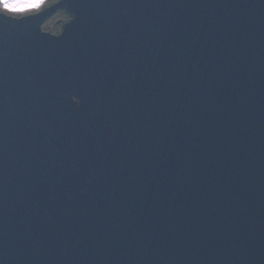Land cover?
<instances>
[{"label":"water","instance_id":"obj_1","mask_svg":"<svg viewBox=\"0 0 264 264\" xmlns=\"http://www.w3.org/2000/svg\"><path fill=\"white\" fill-rule=\"evenodd\" d=\"M0 264H264V0L0 14Z\"/></svg>","mask_w":264,"mask_h":264},{"label":"snow or ice","instance_id":"obj_2","mask_svg":"<svg viewBox=\"0 0 264 264\" xmlns=\"http://www.w3.org/2000/svg\"><path fill=\"white\" fill-rule=\"evenodd\" d=\"M19 2L23 5L20 8H11L8 5H5L2 10L9 13H24L25 8H39L42 0H19Z\"/></svg>","mask_w":264,"mask_h":264},{"label":"clouds","instance_id":"obj_3","mask_svg":"<svg viewBox=\"0 0 264 264\" xmlns=\"http://www.w3.org/2000/svg\"><path fill=\"white\" fill-rule=\"evenodd\" d=\"M5 5H8L11 8H20L23 5L19 2V0H0V9H2Z\"/></svg>","mask_w":264,"mask_h":264}]
</instances>
